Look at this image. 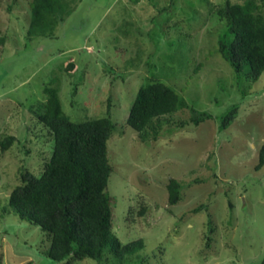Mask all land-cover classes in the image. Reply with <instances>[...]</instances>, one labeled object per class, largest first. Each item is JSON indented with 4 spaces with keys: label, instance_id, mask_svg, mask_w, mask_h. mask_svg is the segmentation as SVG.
Here are the masks:
<instances>
[{
    "label": "rangeland",
    "instance_id": "rangeland-1",
    "mask_svg": "<svg viewBox=\"0 0 264 264\" xmlns=\"http://www.w3.org/2000/svg\"><path fill=\"white\" fill-rule=\"evenodd\" d=\"M29 1L0 0V141L16 138L0 149V264H65L48 258L36 225L2 214L21 172L38 174L50 156L51 135L36 116L48 84L72 121L103 117L110 105L111 232L122 243L144 242L126 264H259L264 71L253 83L240 78L219 52L227 27L216 9L226 0H71L52 37L27 39ZM255 1L264 15V0ZM155 78L187 106L164 116L158 137L144 143L125 117L138 88ZM233 103L234 122L219 129ZM193 109L212 118L193 124ZM169 178L181 185L173 205ZM72 264L116 263L106 253Z\"/></svg>",
    "mask_w": 264,
    "mask_h": 264
},
{
    "label": "trees",
    "instance_id": "trees-1",
    "mask_svg": "<svg viewBox=\"0 0 264 264\" xmlns=\"http://www.w3.org/2000/svg\"><path fill=\"white\" fill-rule=\"evenodd\" d=\"M70 1L30 0L27 39L52 37L70 12ZM216 14L227 27V34L218 43L219 52L237 76L241 78L244 74L247 80L255 82L264 71L261 6L255 0H226L217 7ZM3 41L0 38L1 44ZM44 93L46 101L36 116L51 135L50 156L38 174L30 170L21 172L20 183L9 193L2 214L13 212L19 219L36 225L47 239L46 253L53 261L65 264L85 258L102 261L109 253L116 264H126L131 255L143 248L144 242L138 238L122 243L111 232L112 205L107 184L113 167L108 159L107 142L116 124L110 105L103 117L75 122L64 113L56 87L48 84ZM186 106V100L175 88L155 78L138 88L125 122L137 132L141 142L148 143L158 137L164 116ZM237 112L238 103L231 104L219 117V129L234 122ZM208 118L212 115L199 111L191 122L197 125ZM15 140L13 135L5 136L0 149H8ZM262 166L264 144L259 149L255 169ZM166 189L168 204H176L181 198L179 181L169 178ZM146 211V206L140 204L136 214L142 217ZM259 264H264V255Z\"/></svg>",
    "mask_w": 264,
    "mask_h": 264
}]
</instances>
